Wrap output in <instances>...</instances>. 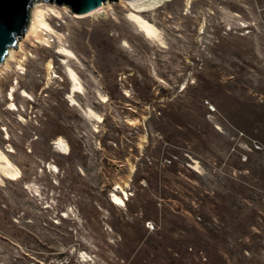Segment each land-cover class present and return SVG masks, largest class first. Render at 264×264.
Masks as SVG:
<instances>
[{"label": "rangeland", "instance_id": "obj_1", "mask_svg": "<svg viewBox=\"0 0 264 264\" xmlns=\"http://www.w3.org/2000/svg\"><path fill=\"white\" fill-rule=\"evenodd\" d=\"M41 2L0 65V264H264V0H147L161 40Z\"/></svg>", "mask_w": 264, "mask_h": 264}, {"label": "bare ground", "instance_id": "obj_2", "mask_svg": "<svg viewBox=\"0 0 264 264\" xmlns=\"http://www.w3.org/2000/svg\"><path fill=\"white\" fill-rule=\"evenodd\" d=\"M126 2H128L129 4H131V6L135 7H141L142 4L145 3V1L147 0H125ZM43 2L38 1L35 3V5L33 6L34 9L32 11V17H31V22L29 25V28L26 32V35H30V34H35L37 37H39V31L42 29H46V30H50L53 31V27L51 26V24L48 22L47 18H46V13L47 10H52L55 13H60V11L58 10V7H56L55 5H49L47 4L46 7H43ZM109 3L106 2L104 3L100 8H98L95 11H92L90 13L87 14H82V15H88V14H92L94 12H98L102 9H104ZM146 4V3H145ZM67 7V6H65ZM47 8V9H46ZM142 10L141 9H135L133 11L130 12V18L132 19V21L138 26V28L145 34V36L151 38V39H157V40H161V31L160 29L148 18H146L144 15L141 14ZM82 15H78V16H82ZM39 39V38H38ZM44 39V38H43ZM15 52V48H11L10 52L8 54V56L6 57V61L5 64L8 63V60L10 59V57H12L14 55ZM60 52L64 55H70V56H75V53L68 47L66 46H62L60 48ZM4 65V64H3ZM68 74L70 79L72 80V84H73V90L74 91H78V89H82L83 88V84L80 80V76L78 75V73L72 68V67H68ZM74 103L76 101V99L74 98V96H72L71 99ZM86 113H88L89 115H97L95 113V111L91 108L86 109L85 110ZM0 158L3 159L2 163L0 164V167L2 168V170L6 173V175L8 177H18L21 174V170L19 167H17L12 161L11 159L3 152L0 151ZM114 198L117 201H121L123 202L124 199H122L121 197H119L118 195H114Z\"/></svg>", "mask_w": 264, "mask_h": 264}, {"label": "water", "instance_id": "obj_3", "mask_svg": "<svg viewBox=\"0 0 264 264\" xmlns=\"http://www.w3.org/2000/svg\"><path fill=\"white\" fill-rule=\"evenodd\" d=\"M38 1L65 5L73 13L82 15L97 10L106 2L117 0H0V65L6 61L10 49L17 48L26 34L32 8Z\"/></svg>", "mask_w": 264, "mask_h": 264}, {"label": "built area", "instance_id": "obj_4", "mask_svg": "<svg viewBox=\"0 0 264 264\" xmlns=\"http://www.w3.org/2000/svg\"><path fill=\"white\" fill-rule=\"evenodd\" d=\"M146 226L150 231H153L156 229L155 223L151 220L146 222Z\"/></svg>", "mask_w": 264, "mask_h": 264}]
</instances>
